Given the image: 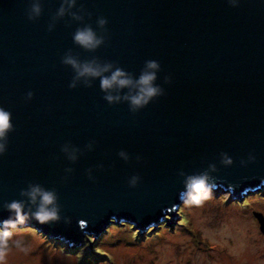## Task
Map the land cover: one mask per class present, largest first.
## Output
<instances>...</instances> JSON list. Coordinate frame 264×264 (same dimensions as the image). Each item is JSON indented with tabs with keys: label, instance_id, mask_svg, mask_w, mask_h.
<instances>
[{
	"label": "water",
	"instance_id": "water-1",
	"mask_svg": "<svg viewBox=\"0 0 264 264\" xmlns=\"http://www.w3.org/2000/svg\"><path fill=\"white\" fill-rule=\"evenodd\" d=\"M60 2L43 0L42 16L30 22L29 0H0V106L15 127L0 157V221L9 216L3 202L23 199L20 189L29 182L56 189L60 215L71 223L26 224L75 246L123 219L142 231L157 229L167 214L176 223L180 170L193 174L214 163L217 188L232 197L264 192V0H240L238 7L227 0H77L73 11L82 5L90 12L84 23L98 33L97 18L108 20L109 39L95 53L73 43L82 24L70 17L48 31ZM69 49L135 76L146 60H157V84L166 94L133 115L127 103L110 106L98 80L70 89L73 72L61 63ZM168 75L171 84L164 83ZM29 91L34 97L25 101ZM90 141L93 150L74 164L60 150L67 142L84 150ZM122 149L129 162L117 155ZM221 152L232 166L220 163ZM249 154L255 162L241 166ZM137 174L140 183L129 187ZM256 217L264 233V215Z\"/></svg>",
	"mask_w": 264,
	"mask_h": 264
},
{
	"label": "rangeland",
	"instance_id": "rangeland-1",
	"mask_svg": "<svg viewBox=\"0 0 264 264\" xmlns=\"http://www.w3.org/2000/svg\"><path fill=\"white\" fill-rule=\"evenodd\" d=\"M232 196L219 187L200 207L181 203L175 225L165 219L172 218L168 214L157 229L153 224L145 231L123 219L124 226L110 223L97 238L87 234L79 246L26 224L14 239H22L29 251L13 248L7 264H264V233L256 217L264 215L262 187L242 199Z\"/></svg>",
	"mask_w": 264,
	"mask_h": 264
},
{
	"label": "clouds",
	"instance_id": "clouds-1",
	"mask_svg": "<svg viewBox=\"0 0 264 264\" xmlns=\"http://www.w3.org/2000/svg\"><path fill=\"white\" fill-rule=\"evenodd\" d=\"M227 2L231 7H238L240 0H227ZM76 4L77 0H61L59 8L50 19L48 31L52 32L60 20L66 16L70 17L71 20L82 24L73 33V43L86 52L95 53L109 39L106 27L108 20L103 16L97 18L96 25L100 30L98 33L91 24L84 23L85 16L91 18L90 12H87L82 5L73 11ZM43 11V0H29L25 15L28 21L35 22L42 16ZM61 63L70 67L73 72L72 80L68 85L70 89H76L79 86L91 88L98 80L100 91L104 93L103 99L110 106L127 103L133 115L166 94L165 89L157 84L158 73L161 71V65L157 60H146L139 76L127 72L113 61H102L96 56L81 60L77 54H73L72 49L64 53ZM171 82L170 75L164 77L165 84H171ZM33 97L34 93L29 91L25 96V101H31ZM13 131L15 127L12 123V113L0 106V157L7 153L9 133ZM94 143L90 141L82 150L71 142H67L61 146L60 150L65 158L74 164L85 151L93 150ZM117 155L125 162L131 159L123 149ZM136 159L140 161L141 157L137 156ZM255 159L253 154H249L248 159H241L240 164L247 167L248 163H254ZM220 163L225 167H230L234 161L226 152H221ZM97 168L103 170L104 166L100 164ZM73 171L71 167L65 168L66 173L71 174ZM217 171L218 168L214 163L209 164L207 169L193 174L180 170L178 176L183 178V189L179 192V199L182 203L188 207H200L208 201L217 188L216 178L212 175ZM92 172V168L87 169L88 179L94 181ZM140 180L141 177L138 174L132 175L128 179L129 187H137ZM19 195L23 199L5 201L2 205L9 216L0 221V264H7V258L13 248L25 254L29 251L22 239H14V235L30 219L42 225L59 222L61 219L65 223H71L70 217L60 215L61 206L56 189H46L39 183L29 182L26 188L20 189Z\"/></svg>",
	"mask_w": 264,
	"mask_h": 264
},
{
	"label": "bare ground",
	"instance_id": "bare-ground-1",
	"mask_svg": "<svg viewBox=\"0 0 264 264\" xmlns=\"http://www.w3.org/2000/svg\"><path fill=\"white\" fill-rule=\"evenodd\" d=\"M114 221H117V220H114ZM176 222V221H175ZM121 223V225H123L124 226V223H122V221L120 222ZM128 224H130L129 222H128ZM176 223H174V225H175Z\"/></svg>",
	"mask_w": 264,
	"mask_h": 264
},
{
	"label": "trees",
	"instance_id": "trees-1",
	"mask_svg": "<svg viewBox=\"0 0 264 264\" xmlns=\"http://www.w3.org/2000/svg\"><path fill=\"white\" fill-rule=\"evenodd\" d=\"M180 214H181V211H180ZM179 224H181V222L179 223ZM55 240V239H54ZM58 241V240H57ZM63 242V241H62ZM95 254H97V253H95Z\"/></svg>",
	"mask_w": 264,
	"mask_h": 264
}]
</instances>
